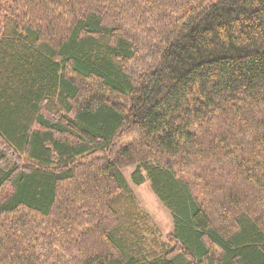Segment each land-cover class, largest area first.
Listing matches in <instances>:
<instances>
[{
  "label": "trees",
  "instance_id": "obj_1",
  "mask_svg": "<svg viewBox=\"0 0 264 264\" xmlns=\"http://www.w3.org/2000/svg\"><path fill=\"white\" fill-rule=\"evenodd\" d=\"M0 264H264V0H0Z\"/></svg>",
  "mask_w": 264,
  "mask_h": 264
},
{
  "label": "rangeland",
  "instance_id": "obj_2",
  "mask_svg": "<svg viewBox=\"0 0 264 264\" xmlns=\"http://www.w3.org/2000/svg\"><path fill=\"white\" fill-rule=\"evenodd\" d=\"M134 172V168L125 169L123 175L133 191L136 202L139 207L150 215L153 224L158 228L160 237L166 239V236L171 233L174 228L171 213L164 207L162 202L155 197L153 191L150 189L149 182L140 186H134L131 183L130 176Z\"/></svg>",
  "mask_w": 264,
  "mask_h": 264
}]
</instances>
